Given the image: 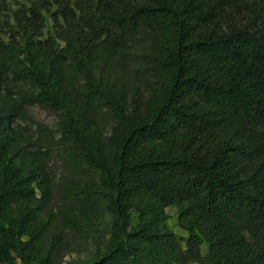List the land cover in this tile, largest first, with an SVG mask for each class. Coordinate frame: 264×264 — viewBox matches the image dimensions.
Masks as SVG:
<instances>
[{"label":"trees","instance_id":"16d2710c","mask_svg":"<svg viewBox=\"0 0 264 264\" xmlns=\"http://www.w3.org/2000/svg\"><path fill=\"white\" fill-rule=\"evenodd\" d=\"M104 208L92 264H264V0H0V264Z\"/></svg>","mask_w":264,"mask_h":264},{"label":"rangeland","instance_id":"374dc122","mask_svg":"<svg viewBox=\"0 0 264 264\" xmlns=\"http://www.w3.org/2000/svg\"><path fill=\"white\" fill-rule=\"evenodd\" d=\"M51 25L52 23L48 22L47 31L51 30ZM142 47L143 43L140 42L137 48L141 49ZM132 70L134 69L132 68ZM139 73H133L132 79L138 81L141 77ZM29 115L31 120H25L20 123L23 131L29 137H36L37 123H42L58 133V120L51 111L35 106L29 109ZM51 172L58 179L61 173V161L55 160L53 162ZM167 215L168 228L181 238H186L187 234L179 226L178 207L168 208ZM112 221L111 215L105 208L98 219L91 221L80 220L78 225L67 233L66 246L55 264H92L95 262L106 250L111 235ZM206 253L207 246L204 245L202 254L206 255Z\"/></svg>","mask_w":264,"mask_h":264},{"label":"built area","instance_id":"2783aa9c","mask_svg":"<svg viewBox=\"0 0 264 264\" xmlns=\"http://www.w3.org/2000/svg\"><path fill=\"white\" fill-rule=\"evenodd\" d=\"M13 3H26L29 0H11Z\"/></svg>","mask_w":264,"mask_h":264}]
</instances>
